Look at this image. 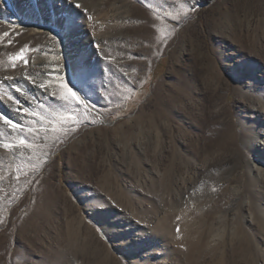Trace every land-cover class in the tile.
Returning a JSON list of instances; mask_svg holds the SVG:
<instances>
[{"label":"rangeland","instance_id":"obj_1","mask_svg":"<svg viewBox=\"0 0 264 264\" xmlns=\"http://www.w3.org/2000/svg\"><path fill=\"white\" fill-rule=\"evenodd\" d=\"M0 4V264H264V0H99L63 42Z\"/></svg>","mask_w":264,"mask_h":264},{"label":"bare ground","instance_id":"obj_2","mask_svg":"<svg viewBox=\"0 0 264 264\" xmlns=\"http://www.w3.org/2000/svg\"><path fill=\"white\" fill-rule=\"evenodd\" d=\"M0 1H1V3H3L5 5V3L8 0H0ZM33 1L36 5L38 12L37 13L34 12L32 9L33 6L31 5L32 7L29 6L28 9L25 10V12H24L25 16L32 19L33 23L38 28H41V29L51 28V29H56L58 31L60 30V32L58 34H56V33L54 34V38L56 40H59L60 42H63L64 37H67V38L74 37L73 31L75 29V26H78L75 18L77 16V14L80 11H82V8H84L83 11H85V12H87V10L89 11L91 9L95 10L96 12H99V5L102 4V3L99 4V0H74L73 2H70V0H33ZM155 1L157 3L163 2V0H155ZM29 2H32V1H29ZM60 3H62V7H60ZM105 4H107V3H105ZM25 5H26V3H25ZM103 5H104V3H103ZM8 6H9V4H8ZM0 13H3L1 7H0ZM83 24L85 26V23H82V25ZM91 27L93 29L99 30V25H92ZM54 32H55V30H54ZM20 40L21 39H18L16 37H14L13 35H10L8 42H5L6 44L0 42V47L2 48V52L0 53V93L4 96H7L11 93V90L8 89L6 86V83L8 81L12 80L14 77L15 78L18 77L21 80H25V75L20 70V65L21 64L29 65L31 63L30 47L22 46L20 44ZM48 59H49V57L44 56V54H41V53L36 54L33 57L35 64H34V68L32 70H34L35 72H38L40 70V66L42 64H49ZM0 104L3 105L1 101H0ZM214 210H215V208H214ZM188 219H190V218H188ZM166 226L164 225V227L162 229L165 230ZM189 226H192L191 222H190V220L186 219L183 222V228L181 229V233L185 232V230ZM169 227H167V228H169ZM170 229H172V228L170 227ZM166 230H169V229H166ZM164 234L166 235L164 240L159 239V240L164 241L163 245L158 244V242L156 241L157 240L156 237L152 240V247H153V249H155L156 252H153V250H149V251L147 250L148 253H155V254L160 255L156 261L154 260V261H151L150 263L151 264H183V262L181 261L182 259L179 258V256H181V254L183 252L182 251L183 249L181 250L182 252L180 254V252H179L180 249L178 247H181V246L184 247L185 245L183 246V244H180L179 242H182V241L179 240V242H178L179 244L176 245L178 247L175 248L176 246H175V244H173V241H175V240L172 239V238H174V236L171 235L172 236V238H171L169 236L170 234L168 235V231H167V233H164ZM178 238L176 241H178ZM164 245L166 247L168 246L169 248L166 249V247H164ZM165 251L167 252L166 253L167 255L163 254ZM169 253H170V256H169ZM196 263H194V264H196Z\"/></svg>","mask_w":264,"mask_h":264},{"label":"snow or ice","instance_id":"obj_3","mask_svg":"<svg viewBox=\"0 0 264 264\" xmlns=\"http://www.w3.org/2000/svg\"><path fill=\"white\" fill-rule=\"evenodd\" d=\"M63 87L65 89H67V95L63 96L62 99H64V100L79 99V97L77 96V93L75 91H73L72 88H69L67 84H65ZM20 143L23 144L24 141L21 140ZM6 147H7V145H6Z\"/></svg>","mask_w":264,"mask_h":264}]
</instances>
